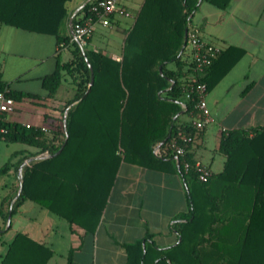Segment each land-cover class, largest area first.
Returning a JSON list of instances; mask_svg holds the SVG:
<instances>
[{
	"label": "trees",
	"instance_id": "1",
	"mask_svg": "<svg viewBox=\"0 0 264 264\" xmlns=\"http://www.w3.org/2000/svg\"><path fill=\"white\" fill-rule=\"evenodd\" d=\"M70 1L0 0V23L53 35L59 48L69 46L71 51V59L57 58L55 68L42 80L48 97H55L63 87L62 111L70 105L65 125L62 117L43 127L0 115V139L33 149L19 158L16 168L28 157L52 155L23 166L22 188L11 215L23 202L32 201L70 228L94 232L121 161L176 169L187 200V210L178 213L172 224L179 241L156 249L148 233L123 244L124 264H264V126L220 131L217 150L225 157L224 165L206 181H200L193 168L184 170V160L191 164L196 160L193 142L176 159L177 165L169 147L172 138L196 134L193 121L200 113L195 86L202 82L207 90L218 76L213 65L219 52L201 71L194 68L192 50L191 57L186 53L188 16L196 3L144 0L126 30L121 57L114 59L88 47L89 37L80 44L71 34L60 33ZM93 1L85 3L73 23L90 14ZM0 90H7L15 103L40 97L2 80ZM180 112L188 119H181ZM157 144L160 156L154 153ZM10 164L9 159L0 166V174ZM17 189L18 185L15 193ZM8 209L9 203L0 207L4 222ZM52 255L47 245L18 231L7 243L0 264H46ZM72 261L69 249L65 264Z\"/></svg>",
	"mask_w": 264,
	"mask_h": 264
},
{
	"label": "crops",
	"instance_id": "2",
	"mask_svg": "<svg viewBox=\"0 0 264 264\" xmlns=\"http://www.w3.org/2000/svg\"><path fill=\"white\" fill-rule=\"evenodd\" d=\"M87 1L68 3L69 14L60 25L62 35L71 34L73 18L82 15L80 11ZM143 1L120 0V6L130 15H115L108 26L97 24L87 46L119 59L126 30ZM189 2H195L196 7L188 16L186 33L194 28L200 39L218 47L220 53L213 65L217 79L205 97L211 120L196 132L191 147L192 157L215 173L222 170L225 160L217 150L220 131L264 126V0ZM186 53L191 54L189 43ZM57 58L69 61L71 51L69 46L59 48L53 35L0 23V80L10 87L40 95L16 101L14 111L5 114L7 119L43 127L63 119V87L55 97H48L42 87L43 77L55 68ZM180 114L181 119H188L186 114ZM29 150L33 149L25 144L0 139V166L11 161L9 169L0 174V207L5 208L8 203L10 206L15 198L19 183L16 163ZM219 154L223 157L216 156ZM174 161L177 165L175 156ZM25 202L16 210L17 220L24 215L21 206ZM186 210L185 190L176 169L160 170L121 161L94 232L85 233L78 226L68 225L67 253L73 250L72 264H124L127 252L123 244L148 233L156 249H166L179 241L172 224L175 216ZM8 230L0 213V259L16 232L27 233L15 229L9 235ZM32 238L51 248L54 255L52 242Z\"/></svg>",
	"mask_w": 264,
	"mask_h": 264
},
{
	"label": "built area",
	"instance_id": "3",
	"mask_svg": "<svg viewBox=\"0 0 264 264\" xmlns=\"http://www.w3.org/2000/svg\"><path fill=\"white\" fill-rule=\"evenodd\" d=\"M119 2L120 0H94L91 2L89 6L90 14L82 21L72 23L71 38L83 44L85 39L92 34L97 24L108 26L110 25L111 18L115 15L129 16V11L121 7ZM187 40L191 46L195 70L201 71L209 66L212 59L219 52L218 47L200 39L194 28L189 29L187 32ZM194 90L197 97L195 106L200 113V117L193 121V125L197 130H201L211 120L205 98L207 93L206 84L202 82L198 83ZM6 92L7 90H0V115L13 112L16 106L14 99L7 95ZM189 96L190 92H187L186 97ZM0 131H3V128ZM194 140L195 135L191 136L187 134H181L179 138L176 137L170 140L169 147L177 160L179 157L184 156L186 147L188 144L194 142ZM154 153L158 156L161 155L159 145L154 147ZM183 167L185 171L193 168L200 181H206L211 173L210 169L198 160H195L193 164L184 160Z\"/></svg>",
	"mask_w": 264,
	"mask_h": 264
},
{
	"label": "rangeland",
	"instance_id": "4",
	"mask_svg": "<svg viewBox=\"0 0 264 264\" xmlns=\"http://www.w3.org/2000/svg\"><path fill=\"white\" fill-rule=\"evenodd\" d=\"M216 156L223 157L221 154ZM21 210H24V215L19 220L18 211L12 214V225L8 234L11 235L15 229H19L27 231L36 239L52 242L55 253L47 264H64L70 241L68 223L31 201H26Z\"/></svg>",
	"mask_w": 264,
	"mask_h": 264
},
{
	"label": "water",
	"instance_id": "5",
	"mask_svg": "<svg viewBox=\"0 0 264 264\" xmlns=\"http://www.w3.org/2000/svg\"><path fill=\"white\" fill-rule=\"evenodd\" d=\"M92 72V70H91ZM92 81H93V75L91 73V77H90V82L89 84H92ZM70 107V105L66 108L65 112H64V116H63V123L65 125V116H66V112H67V109ZM60 150H58L55 154H57ZM53 154V155H55ZM52 156L51 154H40V155H36V156H33V157H28L26 159H24L22 161V163L19 165V168H18V179H19V183H18V189H17V193L15 195V198L13 199V201L11 202L10 206H9V209H8V215H7V218H6V225L9 226L10 225V220H11V207H12V204L14 203V201L16 200V198L19 196L20 192H21V188H22V168L25 164H27L28 162H30L31 160L33 159H40V158H46V157H50Z\"/></svg>",
	"mask_w": 264,
	"mask_h": 264
}]
</instances>
